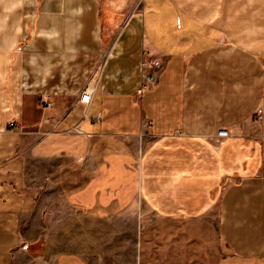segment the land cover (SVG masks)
<instances>
[{
  "label": "crops",
  "instance_id": "crops-1",
  "mask_svg": "<svg viewBox=\"0 0 264 264\" xmlns=\"http://www.w3.org/2000/svg\"><path fill=\"white\" fill-rule=\"evenodd\" d=\"M260 108L264 0H0V264H264Z\"/></svg>",
  "mask_w": 264,
  "mask_h": 264
},
{
  "label": "rangeland",
  "instance_id": "rangeland-1",
  "mask_svg": "<svg viewBox=\"0 0 264 264\" xmlns=\"http://www.w3.org/2000/svg\"><path fill=\"white\" fill-rule=\"evenodd\" d=\"M140 218L143 224H145L143 234L145 235V240L147 241V255L151 254L152 249L159 250V254H166L167 242H176L186 232V235H188L190 239H196V236L198 235L197 226L201 225V223L198 225L197 222L199 221H195V223H192V221L189 223L188 221L182 220H164L145 213V211L141 212ZM206 245L207 248L211 247L212 249L214 245H216V247L220 249V241L218 240L215 231L206 230Z\"/></svg>",
  "mask_w": 264,
  "mask_h": 264
},
{
  "label": "built area",
  "instance_id": "built-area-1",
  "mask_svg": "<svg viewBox=\"0 0 264 264\" xmlns=\"http://www.w3.org/2000/svg\"><path fill=\"white\" fill-rule=\"evenodd\" d=\"M145 55H150V52L146 50ZM151 56V55H150ZM161 67V61L159 59H149V60H143L142 63V86L141 88H151L156 82H157V70ZM94 87H87L83 90V92L78 97V102L88 105L92 102L93 93L95 92ZM46 106H51L52 102L46 98L45 99ZM264 109L260 108L257 112V117L261 118L263 114ZM102 116L101 114H98L96 116L91 117L93 122H100ZM14 124H11L12 127ZM229 131L226 128H221L219 130V136L220 137H228Z\"/></svg>",
  "mask_w": 264,
  "mask_h": 264
}]
</instances>
